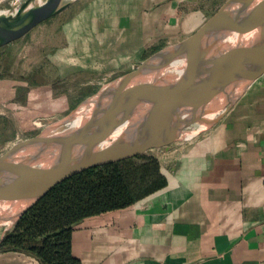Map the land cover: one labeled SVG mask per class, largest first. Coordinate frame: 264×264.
Here are the masks:
<instances>
[{
  "label": "crops",
  "instance_id": "0c3cea01",
  "mask_svg": "<svg viewBox=\"0 0 264 264\" xmlns=\"http://www.w3.org/2000/svg\"><path fill=\"white\" fill-rule=\"evenodd\" d=\"M211 15L196 0H92L69 19L68 46L77 51L70 59L124 72ZM158 161L164 187L74 225L79 264H264V76L214 125ZM0 264L39 262L0 250Z\"/></svg>",
  "mask_w": 264,
  "mask_h": 264
},
{
  "label": "water",
  "instance_id": "95a60500",
  "mask_svg": "<svg viewBox=\"0 0 264 264\" xmlns=\"http://www.w3.org/2000/svg\"><path fill=\"white\" fill-rule=\"evenodd\" d=\"M75 1L13 0L0 10V47ZM122 76L126 79L116 97L68 132L63 133V124L100 91L60 119H40L46 127L39 134L0 155V206L27 201L12 220L0 222V242L29 207L65 179L189 140L204 131L182 138L185 131L200 128L202 113L224 106L208 128L214 125L264 76V0H226L191 35L162 47ZM123 124L120 135L107 141Z\"/></svg>",
  "mask_w": 264,
  "mask_h": 264
},
{
  "label": "rangeland",
  "instance_id": "374dc122",
  "mask_svg": "<svg viewBox=\"0 0 264 264\" xmlns=\"http://www.w3.org/2000/svg\"><path fill=\"white\" fill-rule=\"evenodd\" d=\"M91 1L77 0L61 13L36 25L23 37L0 47V155L16 143L39 134L46 127L40 119L64 117L104 85L133 70L134 67L128 68V65L124 72H98L81 67L70 59L72 52L77 55V51L68 46L69 25L73 22L69 19L79 15ZM225 1L196 0V3L211 15ZM12 2L0 0V10L8 8ZM160 46L150 48L141 59L136 58V64L161 49ZM196 136L186 141H174L168 149L180 147ZM164 150L151 148L138 155L140 157L134 162L140 163L142 157L158 160ZM2 233L3 228L0 227V235Z\"/></svg>",
  "mask_w": 264,
  "mask_h": 264
},
{
  "label": "trees",
  "instance_id": "16d2710c",
  "mask_svg": "<svg viewBox=\"0 0 264 264\" xmlns=\"http://www.w3.org/2000/svg\"><path fill=\"white\" fill-rule=\"evenodd\" d=\"M137 157L96 166L55 185L6 231L0 250L33 255L39 264H79L71 253V233L79 221L122 209L166 184L159 161Z\"/></svg>",
  "mask_w": 264,
  "mask_h": 264
},
{
  "label": "bare ground",
  "instance_id": "6f19581e",
  "mask_svg": "<svg viewBox=\"0 0 264 264\" xmlns=\"http://www.w3.org/2000/svg\"><path fill=\"white\" fill-rule=\"evenodd\" d=\"M15 2L18 0H14ZM180 70V67H179ZM126 77L122 76L119 77L115 80H113L112 82L106 84L103 86V88L100 90L99 94L94 96L88 103H86L85 105H83L81 107V110L79 111V115L75 118H73L70 121H66L64 125V127H66L65 132H68L72 127H74L75 125H77V123L83 119V117H85L88 112H91L95 109L101 108L103 107L106 103H108L110 100L114 99L120 89L121 84L125 81ZM225 110L224 106H221L219 108L213 109L211 111L202 113L200 115V119L202 118V120L204 121V123H201L200 128L198 127L197 131L194 130H189V131H185L182 134V138L183 139H188L191 136H193L195 133H197L198 131H201L205 128L208 127V124L210 121L217 119L218 116H220L223 111ZM125 124L121 125L120 127L116 128L114 131L111 132V134L108 136L109 142L116 139L121 131L124 129ZM63 137V136H62ZM108 144V143H107ZM27 203V201H22V202H17V203H13V204H3L0 206V222H4V221H10L12 220L15 215L17 214V212Z\"/></svg>",
  "mask_w": 264,
  "mask_h": 264
}]
</instances>
